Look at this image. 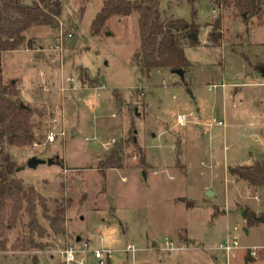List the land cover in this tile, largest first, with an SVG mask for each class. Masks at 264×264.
<instances>
[{
    "label": "rangeland",
    "instance_id": "1",
    "mask_svg": "<svg viewBox=\"0 0 264 264\" xmlns=\"http://www.w3.org/2000/svg\"><path fill=\"white\" fill-rule=\"evenodd\" d=\"M104 1L61 0L56 27L61 22L72 35L61 70L49 51L56 27L32 28L25 34L30 48L0 55L3 83L15 81L20 102L39 114L32 118L34 143L8 149L18 168L14 178L48 208L61 203L65 219L64 236L39 252L20 250L26 216L12 229L5 216L0 264H32L33 256L38 264H64L66 245L88 246L77 256L84 264H225L218 247L228 231L239 246L229 264H264V222L255 220L264 215V189L228 173L264 163V0L247 23L233 8L199 2L192 19L185 2H161L163 22L196 27V44L183 45L189 67L182 78L168 69L140 73L136 14L111 18L92 36ZM60 78H72L75 90L61 95ZM50 128H63L64 140L44 145ZM116 145L120 167L102 169ZM32 157L53 164L28 169ZM36 216L45 227L39 205ZM92 251L101 252L100 261Z\"/></svg>",
    "mask_w": 264,
    "mask_h": 264
},
{
    "label": "trees",
    "instance_id": "2",
    "mask_svg": "<svg viewBox=\"0 0 264 264\" xmlns=\"http://www.w3.org/2000/svg\"><path fill=\"white\" fill-rule=\"evenodd\" d=\"M88 2V0H80ZM185 2L191 9V18H195L194 5L204 2L211 10L233 8L244 23L258 16L260 0H106L97 12L90 26L92 36H97L111 18H127L137 15L139 49L134 54L135 65L140 73L148 77L152 70H181L183 74L189 67L184 56L183 45L193 46L196 40L188 38L196 31L193 23L182 20L163 22L160 3ZM62 12L61 0H0V55L15 52L21 47H31V41L25 34L32 28L47 27L54 29ZM219 20L214 29H218ZM208 41L216 43L214 33L208 35ZM81 80H89L82 74ZM33 115H39L24 106L19 99V89L15 81L3 83L0 68V239L6 225L12 229L22 215L27 218L28 235L20 245V250L45 251L51 239L64 236V207L54 201L53 208L46 206L45 200L37 196L33 189H24L21 182L14 178L17 166L8 153L9 148H24L34 143ZM120 146L116 145L106 162L104 170L120 167ZM228 173L238 181L250 187L264 189V163L256 162L251 166L229 168ZM36 205L41 209L46 226L39 224ZM6 216V225L2 223ZM257 220V219H255ZM0 248L4 249L2 242ZM246 262H251L249 258ZM32 264H38L35 256Z\"/></svg>",
    "mask_w": 264,
    "mask_h": 264
},
{
    "label": "built area",
    "instance_id": "3",
    "mask_svg": "<svg viewBox=\"0 0 264 264\" xmlns=\"http://www.w3.org/2000/svg\"><path fill=\"white\" fill-rule=\"evenodd\" d=\"M72 38V35L67 32L65 26L61 22H58V25L56 27V34L53 39L52 46L50 48V53L55 55L58 58L59 64V70L62 68L63 64V55L65 52V45L70 41ZM40 78H43V74H39ZM74 80L72 78H66L62 79L60 78L58 81V90L62 94H64L66 91L75 90ZM221 88L224 87L223 84L220 85ZM216 88V86H213L212 89ZM52 123H55V120L51 119ZM177 123L179 125H183L185 123V119L183 117H178ZM210 125H216V126H223V123L220 121H214L212 120ZM65 137V131L63 128H59L57 131H53L51 128L47 130L45 134L44 139V145H50L55 143L56 141H63ZM233 231L235 232L236 229L233 228ZM239 248L237 237L233 235L230 231L227 232L226 239L219 245L218 250L222 253L225 264H229L230 258L233 256V253L235 250ZM169 249L168 247L166 250ZM131 250V249H127ZM171 250V248L169 249ZM88 246L85 245L84 249L82 251L75 250L70 245L64 246L62 251L60 252V255L63 259L64 264H84L83 259H77V256L84 255L88 253ZM91 254L96 260H101V252L99 251H92ZM253 255V252L251 253ZM100 264H102L100 262Z\"/></svg>",
    "mask_w": 264,
    "mask_h": 264
},
{
    "label": "water",
    "instance_id": "4",
    "mask_svg": "<svg viewBox=\"0 0 264 264\" xmlns=\"http://www.w3.org/2000/svg\"><path fill=\"white\" fill-rule=\"evenodd\" d=\"M188 38L191 39V40H193V41L196 40V36H195L194 33H190V34L188 35ZM172 73L178 75V76L181 77V78L183 77V72H182L181 70H174V71H172ZM261 73H262V76L264 77V69H262ZM52 164H53V161H52L51 159H49V160H40V159H38V158H36V157H32V158H29V159L27 160L25 166H26L28 169H34V168H36L38 165H47V166H51ZM207 194H208V195H213L212 192H210V191H207ZM241 216H242V218L245 219V218H246V212H242ZM257 221L260 222V223L264 222V215L259 216V217L257 218ZM78 241H79V239L77 238V239H76V242H78ZM45 264H48V263H45Z\"/></svg>",
    "mask_w": 264,
    "mask_h": 264
},
{
    "label": "crops",
    "instance_id": "5",
    "mask_svg": "<svg viewBox=\"0 0 264 264\" xmlns=\"http://www.w3.org/2000/svg\"><path fill=\"white\" fill-rule=\"evenodd\" d=\"M207 8L210 9V7H209L208 5H207ZM41 57H43V56H40V58H41ZM40 58H39V59H40ZM41 59H42V58H41ZM31 60H32V63H33V60H34V59L32 58ZM47 69H48V68H47ZM49 69H50V68H49ZM49 69H48V70H49ZM20 91H21V93H22L23 90H20ZM69 92H70V91H66L65 93H68V94H69ZM65 93H64V94H65ZM64 94H63V95H64ZM72 134H77V133H76V132H72ZM205 151H207V150L205 149Z\"/></svg>",
    "mask_w": 264,
    "mask_h": 264
}]
</instances>
